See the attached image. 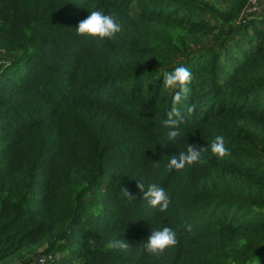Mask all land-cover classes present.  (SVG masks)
Instances as JSON below:
<instances>
[{
  "label": "trees",
  "instance_id": "1",
  "mask_svg": "<svg viewBox=\"0 0 264 264\" xmlns=\"http://www.w3.org/2000/svg\"><path fill=\"white\" fill-rule=\"evenodd\" d=\"M248 5L0 0V264H264V8ZM91 11L122 25L114 40L77 34ZM177 66L193 80L170 141ZM218 135L229 155L168 170ZM138 183L164 188L168 210ZM164 227L178 244L149 254Z\"/></svg>",
  "mask_w": 264,
  "mask_h": 264
},
{
  "label": "clouds",
  "instance_id": "2",
  "mask_svg": "<svg viewBox=\"0 0 264 264\" xmlns=\"http://www.w3.org/2000/svg\"><path fill=\"white\" fill-rule=\"evenodd\" d=\"M122 31V25L111 14H104L102 11H91L90 15L81 20L76 27V32L80 36L99 37L100 39L114 40L116 35ZM193 80L192 72L184 66H177L171 72L163 74V85L165 88L177 89L172 97V108L168 112L167 118L163 121L165 127L170 130L167 132L166 137L170 141H175L180 135L179 126L184 122L178 105L182 104L190 94L188 87ZM196 105H190L187 109L189 113L196 111ZM210 151L212 155L223 158L230 154V149L225 145V138L222 135L215 137L214 141L209 147H197L194 144H189L186 152H180L178 155H173L167 165L169 171L175 169L176 171L183 170L186 166H191L203 162L202 153ZM137 187L143 192V199H146L151 207L159 208L160 212H166L171 203L169 194L162 187L156 184H151L145 191L144 185L137 184ZM125 196L129 198L136 197L130 194L127 188H124ZM187 231H192V225H187ZM178 244L177 234L170 227H164L162 230L151 231L147 237V242L144 249L149 254L157 256L162 255L169 247H174ZM109 247L128 249L129 243L122 239H117L110 242ZM40 264H44L41 260Z\"/></svg>",
  "mask_w": 264,
  "mask_h": 264
},
{
  "label": "built area",
  "instance_id": "3",
  "mask_svg": "<svg viewBox=\"0 0 264 264\" xmlns=\"http://www.w3.org/2000/svg\"><path fill=\"white\" fill-rule=\"evenodd\" d=\"M261 7L258 4V0H249V5L247 7L246 13H250L253 11H257L259 10ZM52 258L51 256L45 257V256H41L38 261L37 264H40L41 260L44 261V264H47L48 260Z\"/></svg>",
  "mask_w": 264,
  "mask_h": 264
},
{
  "label": "rangeland",
  "instance_id": "4",
  "mask_svg": "<svg viewBox=\"0 0 264 264\" xmlns=\"http://www.w3.org/2000/svg\"><path fill=\"white\" fill-rule=\"evenodd\" d=\"M258 4L261 8H264V0H258Z\"/></svg>",
  "mask_w": 264,
  "mask_h": 264
}]
</instances>
